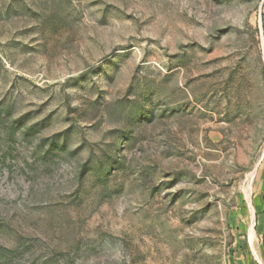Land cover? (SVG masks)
Listing matches in <instances>:
<instances>
[{
  "label": "rangeland",
  "instance_id": "374dc122",
  "mask_svg": "<svg viewBox=\"0 0 264 264\" xmlns=\"http://www.w3.org/2000/svg\"><path fill=\"white\" fill-rule=\"evenodd\" d=\"M0 264H264V0H0Z\"/></svg>",
  "mask_w": 264,
  "mask_h": 264
},
{
  "label": "bare ground",
  "instance_id": "6f19581e",
  "mask_svg": "<svg viewBox=\"0 0 264 264\" xmlns=\"http://www.w3.org/2000/svg\"><path fill=\"white\" fill-rule=\"evenodd\" d=\"M253 233V232H252Z\"/></svg>",
  "mask_w": 264,
  "mask_h": 264
}]
</instances>
